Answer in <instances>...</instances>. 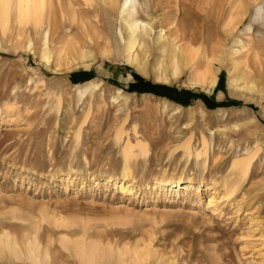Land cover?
<instances>
[{
	"label": "rangeland",
	"instance_id": "obj_1",
	"mask_svg": "<svg viewBox=\"0 0 264 264\" xmlns=\"http://www.w3.org/2000/svg\"><path fill=\"white\" fill-rule=\"evenodd\" d=\"M125 1L0 18V264H264V0Z\"/></svg>",
	"mask_w": 264,
	"mask_h": 264
},
{
	"label": "bare ground",
	"instance_id": "obj_2",
	"mask_svg": "<svg viewBox=\"0 0 264 264\" xmlns=\"http://www.w3.org/2000/svg\"><path fill=\"white\" fill-rule=\"evenodd\" d=\"M88 2V0H85ZM130 1V0H129ZM10 0H0V18L2 21V28L5 26L6 23V19L8 16V4H9ZM125 7L129 5V2H127V0L125 1ZM131 3V2H130ZM45 4H46V0H16V8H17V17L20 23L22 24H26L29 21L33 20L35 22H39L42 18V14H43V10L45 8ZM143 149V148H142ZM127 170V169H126ZM125 170V171H126ZM163 183V182H162ZM178 185V183L174 184L173 186ZM170 187V185H169ZM9 236V235H8ZM5 237V236H4ZM7 239V238H6ZM6 241V240H5ZM8 241V240H7ZM4 243V242H3ZM8 244V243H5ZM81 244V243H80ZM84 244V243H83ZM13 247H15L16 245L12 244ZM78 245V244H77ZM82 246V245H81ZM6 247V246H5ZM84 247V245L82 246V248ZM16 248V247H15ZM85 248V247H84ZM83 248V249H84ZM30 249V248H29ZM27 249V250H29ZM80 249V248H79ZM77 250V248H76ZM82 250V249H81ZM86 252V251H84ZM89 252V251H88ZM29 254H32L31 251L28 252ZM78 254V253H76ZM80 256L86 258L87 257V253H79ZM84 254V255H82ZM86 255V256H85ZM31 257L33 258V255H31ZM81 257V258H82ZM30 258V257H29ZM82 258V259H84ZM88 259L91 258L90 255L89 257H87ZM93 258V257H92ZM84 264V263H83Z\"/></svg>",
	"mask_w": 264,
	"mask_h": 264
}]
</instances>
